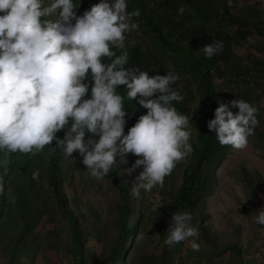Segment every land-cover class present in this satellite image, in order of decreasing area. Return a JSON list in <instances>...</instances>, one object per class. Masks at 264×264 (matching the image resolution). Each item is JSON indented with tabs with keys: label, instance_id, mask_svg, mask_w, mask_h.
<instances>
[{
	"label": "clouds",
	"instance_id": "1",
	"mask_svg": "<svg viewBox=\"0 0 264 264\" xmlns=\"http://www.w3.org/2000/svg\"><path fill=\"white\" fill-rule=\"evenodd\" d=\"M77 6V0H0V150L35 153L56 140L69 157L79 150L97 179L118 160L127 163L133 153L138 158L123 171L131 174L143 166L131 187V194L139 197L141 190L163 186L177 163L194 150L189 116L173 104L184 99L173 87L180 76L124 67L129 59L126 34L139 28L131 18L140 16L139 8L128 10V0H99L80 15ZM178 11L183 14L185 7ZM223 48L222 40L213 39L202 51L211 58ZM121 85L128 100L147 109L127 133ZM259 111L241 97L231 107L221 101L207 126L222 145L244 149L260 124ZM62 129L67 130L59 138ZM8 163L7 156L0 157V168L6 171ZM32 176L39 181V170ZM2 181L0 176V192ZM255 221L264 225V208ZM199 234L193 212L179 208L164 244L188 241L199 251Z\"/></svg>",
	"mask_w": 264,
	"mask_h": 264
},
{
	"label": "trees",
	"instance_id": "2",
	"mask_svg": "<svg viewBox=\"0 0 264 264\" xmlns=\"http://www.w3.org/2000/svg\"><path fill=\"white\" fill-rule=\"evenodd\" d=\"M98 2L77 0L75 11L78 15L83 14ZM181 6L185 7L183 14L178 11ZM136 8L140 9V16L131 19L139 24V28L126 34L129 59L124 67H137L149 71L150 75L167 74V71L178 74L180 79L173 87L181 92L184 99L173 101V104L181 113L189 116L192 130L190 142L193 152L177 163L172 173L166 176L163 186H156L166 204L160 213L172 216L179 208L193 212V223L199 228L201 248L199 251L191 250L197 257V263L201 264L202 260L208 258L204 244L213 240L207 222L208 199L217 185L218 169L234 149L232 145H222L216 137L217 133L207 126L208 121L215 117V109L221 101L229 103L231 107V101L241 97L259 106L257 116L260 124L256 127L255 135L249 139L256 147L264 148V7L240 5L239 0H128V10ZM213 39L222 40L224 48L209 58L202 51V46ZM253 48L260 53L252 51ZM245 50L248 52L244 53ZM115 51L119 55L123 50L116 48ZM88 79L91 80V74ZM119 91L125 94L127 133L147 109L139 105L138 100L127 99L126 86H119ZM88 95H91V88ZM232 110L239 111L238 107ZM66 130H60L57 136L63 138ZM87 135L91 136L92 133ZM4 156H7L9 163L6 171L0 168V176L3 177L0 228L15 222L13 203L17 199L23 218L20 235H28L32 227L25 217L26 209L32 202L29 195L40 192L47 180L60 214L70 223L69 251L73 261L84 264L86 245L80 217H85V213L78 205L77 212L68 207L63 189L65 182L74 183L76 173L83 182H91L79 150L69 157L54 140L35 153L0 150V157ZM136 159L135 154L129 153L127 163L122 164L118 160L105 176L116 187L120 201L117 219L119 233L104 264H118L130 251L140 227L152 219L151 213L145 215L140 205L142 199L138 200L131 194L133 180L139 175L133 172L136 170L140 173L143 168H136L131 174L123 171L131 168ZM36 170L40 172L39 181L32 176ZM243 171L254 209L258 204L257 186L254 176L245 166ZM178 175L180 182L177 181ZM92 211V215H95L96 210ZM93 234L98 236L99 232ZM228 248L235 249L237 245ZM257 254L246 261L240 257L239 264H247Z\"/></svg>",
	"mask_w": 264,
	"mask_h": 264
},
{
	"label": "rangeland",
	"instance_id": "3",
	"mask_svg": "<svg viewBox=\"0 0 264 264\" xmlns=\"http://www.w3.org/2000/svg\"><path fill=\"white\" fill-rule=\"evenodd\" d=\"M239 2L240 5L264 7V0ZM252 51L260 53L255 48ZM243 166L252 173L257 186L258 204L254 209L244 180ZM86 173L91 178L90 183L83 182L76 173L74 183L65 182L63 189L68 207L77 212L78 205L85 213V217H80L86 245L84 264H104L119 233L120 198L116 187L107 178L91 176L87 167ZM133 173L139 174L136 170ZM217 178L207 208V222L213 240L205 242L208 258L201 264H239L240 257L246 261L264 251V225L255 221L258 211L264 208V148L256 147L250 139L247 148H234L218 169ZM177 181L180 182V175ZM29 197L32 202L26 209L25 217L32 225L31 230L26 236L20 235L23 218L21 206L15 199L13 218L16 223L0 228V264H75L69 251L70 223L60 214L47 180L40 192H31ZM137 198L142 199L140 205L145 215L151 213L152 219L140 227L130 251L118 264H198L188 241H181L174 247L164 244L171 216L160 213L166 204L158 188L154 187L151 192L141 190ZM93 209L96 210L95 215H92ZM94 232H99V235L95 236ZM233 244L237 248L229 249Z\"/></svg>",
	"mask_w": 264,
	"mask_h": 264
},
{
	"label": "built area",
	"instance_id": "4",
	"mask_svg": "<svg viewBox=\"0 0 264 264\" xmlns=\"http://www.w3.org/2000/svg\"><path fill=\"white\" fill-rule=\"evenodd\" d=\"M247 264H264V252L263 253H258Z\"/></svg>",
	"mask_w": 264,
	"mask_h": 264
}]
</instances>
